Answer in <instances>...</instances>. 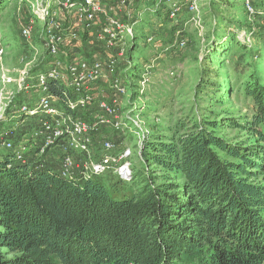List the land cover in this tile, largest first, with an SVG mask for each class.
<instances>
[{
  "label": "trees",
  "instance_id": "obj_1",
  "mask_svg": "<svg viewBox=\"0 0 264 264\" xmlns=\"http://www.w3.org/2000/svg\"><path fill=\"white\" fill-rule=\"evenodd\" d=\"M244 88L253 112L226 125L252 145L230 144L220 121L180 120L168 140L143 141L161 175L134 176L130 196L0 152V264H264V83L252 74Z\"/></svg>",
  "mask_w": 264,
  "mask_h": 264
},
{
  "label": "rangeland",
  "instance_id": "obj_2",
  "mask_svg": "<svg viewBox=\"0 0 264 264\" xmlns=\"http://www.w3.org/2000/svg\"><path fill=\"white\" fill-rule=\"evenodd\" d=\"M33 1L7 0L0 4V47L8 52L5 63L9 67L43 60L44 50L39 42L42 25L34 26V48L21 33L23 25L33 19L30 8ZM246 1L204 0L197 18L193 19L185 9L176 24L167 17L166 9L160 14L154 13L151 0L135 10L136 15L140 12V18L137 15L134 19L135 39L127 40L126 57L120 58L116 74L129 91L127 101H122V110L139 116L143 130L152 136L150 141L168 140L180 120L198 118L220 121L218 134L230 144L241 148L252 145L253 139L248 133L226 125L227 118L244 120L253 112L252 101L245 97L244 91L250 75H256L264 83V10L250 14ZM250 1L254 7L263 9L264 0ZM118 19L129 24L124 18ZM149 37L154 38L153 43L147 42ZM181 39L185 41L184 47L180 45ZM130 52H133L132 58ZM128 61L131 66L135 65L134 69L125 66ZM42 67L46 69L47 64ZM38 72L37 69L31 72L33 78L27 81L29 85H39ZM111 96V92H107L105 98ZM16 111V107L9 110L7 119L0 121V152L7 151L2 146L5 134L13 127L17 129L18 120L19 123L24 120L17 119ZM10 114L16 118L11 119ZM23 126L17 134L23 135L27 129ZM99 137L114 141L120 150L132 148V169L139 180L147 172L161 175L160 170L147 167L140 157L136 133L123 136L104 128ZM31 154L27 157L34 160L32 156L36 153ZM102 178L117 197L130 196L134 191L132 184L112 173ZM259 182H264V176Z\"/></svg>",
  "mask_w": 264,
  "mask_h": 264
},
{
  "label": "built area",
  "instance_id": "obj_3",
  "mask_svg": "<svg viewBox=\"0 0 264 264\" xmlns=\"http://www.w3.org/2000/svg\"><path fill=\"white\" fill-rule=\"evenodd\" d=\"M154 1L153 12L158 14L166 9L168 18L175 24L179 23L180 15L185 9L193 15V19L195 16L197 18L204 2ZM127 2L123 0L122 5ZM245 7L250 14L256 11L250 0L245 2ZM30 8L33 19L23 25L21 33L24 40L34 48V26L42 25L39 42L44 50V57L40 62L30 60L22 67H9L5 63L8 52L5 47H0V121L6 120L9 110L15 107L17 119H24L21 123L17 121V129L13 127L5 134L2 139L3 148L13 152L18 161L41 165H45L44 156L58 148L61 150L58 173L64 179L83 181L112 173L121 181L129 183L134 178L132 148L120 150L114 141L101 140L99 135L104 128H111L123 136L136 133L141 157L142 144L149 133L143 130V122L139 116L130 110H122V101H127L129 91L118 76L112 79V96L109 99L98 100L91 90L106 77V71L113 74L118 71L120 58L126 57L127 40L135 39L133 25H126L119 19L112 18L103 26L104 48L107 52L118 48L117 56L107 61H89L83 57L65 61L61 56L65 42L69 37L76 40L80 37L59 19L58 10L63 8L67 14L75 15L83 22L84 28L90 31L96 25L98 14L103 11L101 0H35L31 2ZM180 33L181 31L177 34ZM147 42L153 43L154 38L149 37ZM180 45L185 46L183 39ZM44 64H47L46 69L39 71L36 76L39 84L38 97L34 101L23 99L22 94L32 87L27 82L31 79V72L43 68ZM53 82L63 88L61 97L50 92L49 84ZM9 117L16 118L11 114ZM34 120L37 121L32 122ZM21 124L27 129L20 140L16 141L17 131H22ZM33 152L36 155L31 160L27 156H31Z\"/></svg>",
  "mask_w": 264,
  "mask_h": 264
},
{
  "label": "crops",
  "instance_id": "obj_4",
  "mask_svg": "<svg viewBox=\"0 0 264 264\" xmlns=\"http://www.w3.org/2000/svg\"><path fill=\"white\" fill-rule=\"evenodd\" d=\"M122 1L123 0H101L103 11L98 14L96 25L90 31L84 28L83 22L75 15L67 14L65 9L63 8L59 9V19L65 24L67 28L70 29L72 33H76L80 37L79 40L73 39L71 37L67 39L61 50L62 59L65 61H69L83 57L89 61H107L111 57L117 56V53L119 52L118 48L114 49L112 52H107L104 48V39L102 35L103 26L106 25L110 19H118L120 17L124 18L126 21L129 20L128 23L134 26L135 17L138 15V18H140V12H138V14L136 15L135 10H137V8L142 5L141 3H146L149 0H127L128 2L126 5H122ZM151 1L153 2V8L155 6V1ZM147 9L148 6L146 7V10ZM162 11L163 10H161L158 14H160ZM140 20L142 21V19ZM125 66L131 68V61H128ZM42 70H45V68L43 67L39 69V71ZM116 73L113 74L106 71V77L100 80L96 85H94L91 92L96 99H104L107 95V92H110L109 90L112 79L114 76H118ZM31 78H33V76ZM31 86L32 87H30V90L27 93L22 94V98L26 99L27 101H34L38 97L39 86ZM107 98L109 99V97ZM35 121L37 120H34L32 122ZM44 163L45 166L55 167L58 171L61 164V150L55 148L49 151L47 155L44 156Z\"/></svg>",
  "mask_w": 264,
  "mask_h": 264
}]
</instances>
